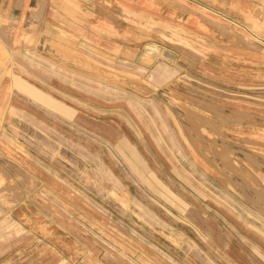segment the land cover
I'll list each match as a JSON object with an SVG mask.
<instances>
[{
    "label": "rangeland",
    "instance_id": "rangeland-1",
    "mask_svg": "<svg viewBox=\"0 0 264 264\" xmlns=\"http://www.w3.org/2000/svg\"><path fill=\"white\" fill-rule=\"evenodd\" d=\"M52 1L0 0V264H264V0Z\"/></svg>",
    "mask_w": 264,
    "mask_h": 264
},
{
    "label": "crops",
    "instance_id": "crops-1",
    "mask_svg": "<svg viewBox=\"0 0 264 264\" xmlns=\"http://www.w3.org/2000/svg\"><path fill=\"white\" fill-rule=\"evenodd\" d=\"M94 0H53L51 5H49L45 13L48 14L49 20L52 21L51 27H56L65 31H69L70 33H73L76 36L82 37L83 40L88 41V37L90 33L87 31L86 25H89L91 23L97 24L96 22L92 21V19L86 15H80L76 18L69 15L67 12H71V10H68L72 6L79 5L81 9V14H85L91 11H94ZM6 9V7H5ZM95 13V12H94ZM106 15L108 17L109 11H103L99 12V15ZM81 19H80V18ZM108 24V23H107ZM114 30L120 31L121 25L118 22H113ZM108 29V28H107ZM98 38L97 44L102 50L110 51V47H112V44L114 42L113 38L109 37V33H105L101 35V37L92 36ZM160 71H158L159 73ZM15 84H18V87L24 92L30 95L33 99L45 103L48 106H52L56 109L60 108L64 110L65 112H68V110L64 109L61 105L58 103L52 102L50 98L36 90L32 85L29 83L23 82L22 80H19V78L15 79Z\"/></svg>",
    "mask_w": 264,
    "mask_h": 264
}]
</instances>
